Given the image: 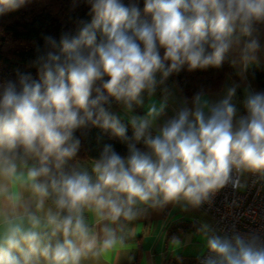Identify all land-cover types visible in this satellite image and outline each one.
Returning a JSON list of instances; mask_svg holds the SVG:
<instances>
[{"label":"clouds","instance_id":"clouds-1","mask_svg":"<svg viewBox=\"0 0 264 264\" xmlns=\"http://www.w3.org/2000/svg\"><path fill=\"white\" fill-rule=\"evenodd\" d=\"M32 2L0 0V16ZM72 3L86 5L90 21L58 41L46 37L36 77L17 70L0 80V264L97 261L123 247L129 225L149 210L199 208L229 184L245 187L246 174L264 177V91L249 83L238 100L239 84L220 99L200 90L171 115L169 89L155 99L185 67L257 62L264 0ZM90 126L126 154L105 144L98 157L72 163L76 133ZM206 247L202 264H264L257 233L210 235Z\"/></svg>","mask_w":264,"mask_h":264},{"label":"trees","instance_id":"trees-1","mask_svg":"<svg viewBox=\"0 0 264 264\" xmlns=\"http://www.w3.org/2000/svg\"><path fill=\"white\" fill-rule=\"evenodd\" d=\"M87 13L86 5L73 7L72 0H33L25 7L0 16V80L16 79L17 70L31 72L36 77V69L32 64L38 55L48 50L46 37L58 41L63 32L75 34L78 21H90ZM245 75L256 91H264V62L249 64L245 68ZM227 76H235L229 60L219 68L188 71L185 67L178 74L168 77L165 84L173 86L181 98H189L200 90L220 89ZM76 135L81 140V146L72 163L98 157L105 144H112L120 154H126L125 145L99 128L90 126L78 130ZM128 135H131L130 128ZM182 262L181 258H174L170 264ZM124 264H138L137 257Z\"/></svg>","mask_w":264,"mask_h":264},{"label":"crops","instance_id":"crops-1","mask_svg":"<svg viewBox=\"0 0 264 264\" xmlns=\"http://www.w3.org/2000/svg\"><path fill=\"white\" fill-rule=\"evenodd\" d=\"M258 56L257 62H264V36H261V51ZM231 67L234 78L227 76L220 89L205 92L212 99L222 98L227 88L233 84L240 85L237 88L236 98L243 99V88L249 84L245 67L232 64ZM165 87L170 92L168 114L171 115V108L179 106L181 97L173 86L164 84L158 86L155 99L159 100L163 97L162 89ZM147 103L146 97L145 105ZM238 108L239 114L245 113L241 105L238 104ZM113 110L117 113L121 112L119 106L113 107ZM144 111V108L135 109V112L141 115ZM86 161L88 160L83 159L79 162L85 164ZM247 176L248 174L244 177ZM129 228L134 235L126 236L123 247L113 249L103 258L86 264H124L134 256L137 257L138 264H170L174 258H181L183 264H197L196 258L205 250L207 237L213 235L210 216L198 208L185 206L183 202L169 204L158 210H149L147 215L133 222ZM173 238L179 239V246L173 244Z\"/></svg>","mask_w":264,"mask_h":264},{"label":"built area","instance_id":"built-area-1","mask_svg":"<svg viewBox=\"0 0 264 264\" xmlns=\"http://www.w3.org/2000/svg\"><path fill=\"white\" fill-rule=\"evenodd\" d=\"M246 186L234 189L231 184L215 194L212 200L198 209L211 218L213 235L232 232L257 233L264 237V177L248 174L241 178ZM209 256L207 247L196 258L197 264Z\"/></svg>","mask_w":264,"mask_h":264},{"label":"rangeland","instance_id":"rangeland-1","mask_svg":"<svg viewBox=\"0 0 264 264\" xmlns=\"http://www.w3.org/2000/svg\"><path fill=\"white\" fill-rule=\"evenodd\" d=\"M114 107H115V105H114Z\"/></svg>","mask_w":264,"mask_h":264}]
</instances>
